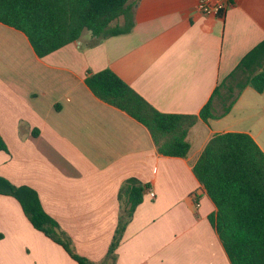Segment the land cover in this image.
<instances>
[{"label": "crops", "instance_id": "obj_1", "mask_svg": "<svg viewBox=\"0 0 264 264\" xmlns=\"http://www.w3.org/2000/svg\"><path fill=\"white\" fill-rule=\"evenodd\" d=\"M198 1L130 0V33L99 39L87 31L44 58L0 22V134L8 147L0 176L36 191L75 253L94 264L109 263L124 212L120 190L131 179L148 187L114 264H231L210 220L217 206L193 167L217 134L247 133L264 152V92L247 87L227 115L200 119L182 158L159 153L144 124L86 83L111 70L158 111L199 115L264 40V0H241L219 17L197 12ZM0 264L79 263L32 225L15 197L0 194Z\"/></svg>", "mask_w": 264, "mask_h": 264}, {"label": "trees", "instance_id": "obj_2", "mask_svg": "<svg viewBox=\"0 0 264 264\" xmlns=\"http://www.w3.org/2000/svg\"><path fill=\"white\" fill-rule=\"evenodd\" d=\"M129 1L0 0V22L22 31L35 53L44 58L78 41L87 31L99 39L130 33L135 21ZM121 19L123 24L119 23ZM86 83L101 100L144 124L159 153L186 158L191 151L189 131L200 119L209 121L227 115L247 87L264 92V40L215 90L199 115L158 111L111 70L89 75ZM215 100L222 107L220 113H216ZM0 151L8 152L1 134ZM193 171L217 206L210 220L231 264H264V152L258 143L247 133L217 134ZM147 187L134 179L121 187L124 212L107 255L108 264L115 263L123 231ZM0 194L15 197L32 225L63 246L79 264H94L75 253L72 242L43 209L36 191L0 176Z\"/></svg>", "mask_w": 264, "mask_h": 264}, {"label": "built area", "instance_id": "obj_3", "mask_svg": "<svg viewBox=\"0 0 264 264\" xmlns=\"http://www.w3.org/2000/svg\"><path fill=\"white\" fill-rule=\"evenodd\" d=\"M241 0H199L196 6L197 12L209 16V17H219L224 16L227 10L239 3ZM152 197L155 196V192L150 190Z\"/></svg>", "mask_w": 264, "mask_h": 264}, {"label": "rangeland", "instance_id": "obj_4", "mask_svg": "<svg viewBox=\"0 0 264 264\" xmlns=\"http://www.w3.org/2000/svg\"><path fill=\"white\" fill-rule=\"evenodd\" d=\"M218 109H220V112L222 111V107L220 105H218Z\"/></svg>", "mask_w": 264, "mask_h": 264}]
</instances>
